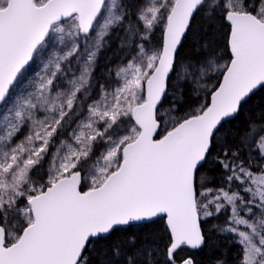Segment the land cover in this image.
<instances>
[{
    "label": "snow or ice",
    "instance_id": "1",
    "mask_svg": "<svg viewBox=\"0 0 264 264\" xmlns=\"http://www.w3.org/2000/svg\"><path fill=\"white\" fill-rule=\"evenodd\" d=\"M261 92L264 0H0V264H264Z\"/></svg>",
    "mask_w": 264,
    "mask_h": 264
},
{
    "label": "trees",
    "instance_id": "2",
    "mask_svg": "<svg viewBox=\"0 0 264 264\" xmlns=\"http://www.w3.org/2000/svg\"><path fill=\"white\" fill-rule=\"evenodd\" d=\"M261 97H264V92H261L260 94H258L257 98L254 99V101L250 104V107H254L256 105V103H258L261 99ZM227 245H222V248H226ZM219 253H217L218 255Z\"/></svg>",
    "mask_w": 264,
    "mask_h": 264
}]
</instances>
